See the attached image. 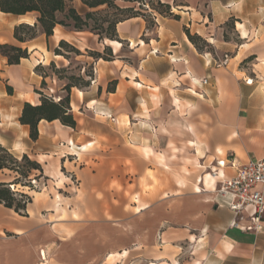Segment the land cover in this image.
I'll list each match as a JSON object with an SVG mask.
<instances>
[{"label":"crops","instance_id":"0c3cea01","mask_svg":"<svg viewBox=\"0 0 264 264\" xmlns=\"http://www.w3.org/2000/svg\"><path fill=\"white\" fill-rule=\"evenodd\" d=\"M161 1L179 20L157 15L148 30L144 19L132 18L117 26L121 42L100 44L57 26L49 39L21 45L14 28L29 16L0 11V44L29 50L14 66L0 54V127L14 132L0 133V144L39 159L58 189L55 197L32 191L27 216L0 204V264H40L41 252L48 264H264V215L261 231H245L252 211L236 216L231 197L219 193L235 174L233 161L264 160V0ZM233 18L237 41L225 40ZM187 31L216 54L199 52ZM61 41L82 54L110 47L114 58L67 60L54 53ZM73 61L95 69L82 76L88 87L71 90L76 127L43 120L31 140L19 122L24 104H40L43 82L53 93L61 83L36 69ZM176 160L187 163L176 181L163 180L131 202L124 195L135 190L129 174L169 172ZM258 190L264 195V186ZM144 216L149 228L136 224Z\"/></svg>","mask_w":264,"mask_h":264},{"label":"trees","instance_id":"16d2710c","mask_svg":"<svg viewBox=\"0 0 264 264\" xmlns=\"http://www.w3.org/2000/svg\"><path fill=\"white\" fill-rule=\"evenodd\" d=\"M78 2L82 6V11L77 7ZM0 11L13 16L34 17L32 24L24 22L14 28V39L21 45L28 44L41 35H45L49 39L53 36L57 26H62L73 32H90L97 36L101 42L106 39L121 42L117 33V26L129 19H144L148 30L155 28L157 15L179 20V16L173 13L172 6L163 3L161 0H0ZM231 21L233 22L232 28L235 30L236 20L233 18ZM187 35L199 52L214 53L210 51L211 45L206 40L198 35L192 36L189 31H187ZM200 43H203L209 51H203ZM64 49L65 51H63ZM104 51L105 54L91 52L89 56L112 61L114 55L111 48L106 47ZM54 53L67 60L71 59L69 58L71 54L83 55L80 50L65 41L60 42ZM0 54L7 59L10 66L19 65L23 59L29 58L27 47L12 44H0ZM251 60L252 58H249L247 61ZM49 68L60 80L61 69H58L55 63H51ZM36 71L44 77L48 76L43 67H38ZM88 75L92 77L91 74ZM66 80L67 83L63 88L66 95L62 99L56 100L54 96L39 93L41 95L39 105L24 104L19 122L21 125L29 127L31 140L36 141L38 139V126L43 120L48 122L59 120L65 126L76 127L77 122L70 106L71 90L72 88L85 89L91 84V81H86L81 76L77 79L74 75L66 78ZM74 81H78L79 84L74 83ZM112 84L113 87L109 88L111 91L114 90L116 82ZM44 86H46L45 82H43ZM8 90L10 94L13 92L10 87ZM6 170L16 173L18 178L13 183L0 182V204L20 216H27V207L32 203V197L21 190L16 191L12 187L20 184L22 178L30 180L33 172L42 173L43 169L39 163L32 161L27 154L18 158L0 144V172Z\"/></svg>","mask_w":264,"mask_h":264},{"label":"rangeland","instance_id":"374dc122","mask_svg":"<svg viewBox=\"0 0 264 264\" xmlns=\"http://www.w3.org/2000/svg\"><path fill=\"white\" fill-rule=\"evenodd\" d=\"M150 1V0H149ZM78 9L80 11H82V6L80 4L77 5ZM28 19H31L32 21H34V17L33 16H29L27 17ZM228 25H225L223 28V33H224V38L226 37V40H233V41H237V34L235 33V30L232 28V24L233 22L231 20H229V22L227 23ZM85 38H89L93 41H95V43L97 41H99L98 37L93 35L90 32H87V34L83 35ZM103 42V41H102ZM101 41H99L98 43H102ZM86 45V43H85ZM200 47L203 49V51H209L207 50L208 48H206V46L203 43H200ZM65 51V49L63 50ZM210 51H213L214 54H216L215 52V48L211 45ZM86 53H83L85 56L89 55V53L91 52H97V51H92V50H85ZM103 54H105V51L103 52ZM69 58H75L74 54H71L69 56ZM225 61V60H224ZM63 63L66 64V62L61 61ZM57 66V65H56ZM58 69H61L60 72V80L61 83L59 85L53 86L55 92L53 93L52 91L49 90V88L46 86H44V89L46 91L47 95L50 96H54L55 98L58 97V93L60 90H63V86L64 84L67 83L66 78H70V76L74 75L76 76V78L78 79L79 76H84L85 74H89L90 72L95 73V69L94 67L90 68H83V65L80 61H73V63L71 64L70 67L63 69L65 67H61V65L58 67ZM47 75H52L53 72L52 70L48 67L47 69H45L44 71ZM74 83L79 84L78 81H74ZM66 94H64L65 96ZM59 98H56V100H58ZM0 133L4 134V136H7L8 138L13 137V129H10L8 127H0ZM16 156V155H15ZM29 158L32 161H35L37 163H39V159H37L36 157H34L32 154L31 156L28 155ZM18 158H21L20 156H16ZM75 160L77 159L76 157H73ZM53 158L49 159V164L53 165ZM86 158L82 157V159L79 161L80 164H82L83 162H85ZM183 162V163H182ZM181 163V164H180ZM43 169V172H33L30 176V180H32L30 182L29 179H20V184L16 185V187L14 186V189L17 190H21L22 192L28 194L29 196H31V192L32 191H43L46 189V193L48 194V196H52V194L54 195V197L57 195L58 193V189L56 188V184L49 182V178L45 175V170H47V168L43 167V165L41 163H39ZM173 164H175V166H172L171 171H161V172H149L147 171L145 174H129L131 175V181H129L130 183H133L134 186L133 188H135V190L133 191V194L130 193V191H125L124 195L126 197H131L130 198V202L133 198V196L135 194H141L143 193L145 196L149 195V190H154L155 187L159 188L161 187V185L163 184V180L164 182L168 183L170 180H177V177L179 175H181L183 170H186V161H178L176 160V163L174 162ZM24 165V164H23ZM94 164L89 160L88 162V167L93 166ZM180 167V168H179ZM183 167V168H182ZM62 173L64 175H67L66 170L63 168ZM136 177V178H135ZM18 176L16 173H13L11 171H3L0 172V182H6V183H13L17 180ZM150 181V182H149ZM34 182V183H33ZM31 186V187H29ZM32 197V196H31ZM148 217L144 216L143 219H139L137 221V225L141 226L142 228H146L145 226L147 225L149 228V219H147ZM149 240V238H148Z\"/></svg>","mask_w":264,"mask_h":264},{"label":"built area","instance_id":"2783aa9c","mask_svg":"<svg viewBox=\"0 0 264 264\" xmlns=\"http://www.w3.org/2000/svg\"><path fill=\"white\" fill-rule=\"evenodd\" d=\"M231 166L235 174L230 179L222 180L219 193L231 197L228 207L236 216L250 209L252 212L249 218L252 225L245 227L244 230L259 232L263 229L264 195L258 187L264 186V160H251L246 164L233 161ZM219 167L223 168L224 163H219ZM212 174L220 177L219 170H213ZM40 264H48L44 252H41Z\"/></svg>","mask_w":264,"mask_h":264},{"label":"bare ground","instance_id":"6f19581e","mask_svg":"<svg viewBox=\"0 0 264 264\" xmlns=\"http://www.w3.org/2000/svg\"><path fill=\"white\" fill-rule=\"evenodd\" d=\"M21 22H26V23H33V21L31 20V19H28L27 17L26 18H24V19H21ZM59 35V34H58ZM58 38V37H57ZM36 104V103H35ZM81 151V150H80ZM76 152H78V151H76ZM212 175V177L213 178H217L216 176H214L213 174H211ZM137 208V207H136Z\"/></svg>","mask_w":264,"mask_h":264}]
</instances>
